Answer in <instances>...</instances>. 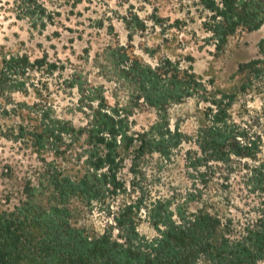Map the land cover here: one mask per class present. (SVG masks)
<instances>
[{"label":"rangeland","instance_id":"374dc122","mask_svg":"<svg viewBox=\"0 0 264 264\" xmlns=\"http://www.w3.org/2000/svg\"><path fill=\"white\" fill-rule=\"evenodd\" d=\"M42 1L53 11L52 21L45 27H32L30 19L18 16L14 0H0V61L4 54L43 60L38 70L25 74L23 88L0 94V202L15 182L43 176L44 167L71 176L83 169L84 157L78 159L80 150L87 148L83 138L72 141L65 137L41 150L28 136L18 138L19 126L26 131L32 128L36 110L45 109L79 127L85 123L82 111L88 112V106L96 104L89 100V93L100 90L107 105L131 111L133 131L146 129L155 121L156 112L144 99L136 98L133 72L126 75V65L138 61L154 67L169 59L184 67L191 65L206 89L201 97H186L168 107L169 127H178L187 138L168 158L155 152L138 156L132 165L129 151L117 172L121 187L110 189L102 200L91 204L72 198L70 219L90 232H99L112 223V213L121 204L140 200L148 205L165 198L190 210L205 203L222 218L244 221L255 199L246 185L245 167L255 161L233 158L227 163L202 161L193 167L194 156L199 155L194 139L208 101L215 95H232L230 119L239 131L244 129L252 139L260 140L264 152V24L252 31H237L222 51H216L201 27L198 12H193V20L187 19L178 0ZM134 14L144 27L129 30L125 21H131ZM257 58L262 71L252 80L241 66ZM48 63L57 68L50 72ZM140 213L138 230L152 237L155 230L143 209ZM253 264H264V260Z\"/></svg>","mask_w":264,"mask_h":264},{"label":"trees","instance_id":"16d2710c","mask_svg":"<svg viewBox=\"0 0 264 264\" xmlns=\"http://www.w3.org/2000/svg\"><path fill=\"white\" fill-rule=\"evenodd\" d=\"M14 1L18 16L30 19L32 27H45L52 21L54 13L42 0ZM178 1L187 19L193 20V12H198L201 27L216 51H222L237 31H252L264 24V0ZM125 22L129 30L144 27L137 14ZM260 60L241 66L252 80L261 74ZM134 62L126 65L125 73L133 72L136 98L144 99L156 112L155 121L146 129L133 131L131 111L107 105L100 90L89 93V100L96 104L89 105L88 112L82 111V126L53 117L45 109L36 110L37 119L29 131L19 126L18 138L28 136L38 150L65 137L72 141L83 138L87 148L78 155V159H84L77 175L44 167L43 176L15 182L2 195L0 264H253L264 260V152L260 140L252 139L244 129L239 131L230 119L232 95L213 96L202 111L194 139L199 155L194 156L192 166L202 161L227 163L233 158L255 161L245 167L246 185L252 188L255 199L244 221L234 223L231 218H222L205 203L190 210L165 198L148 205L140 200L121 204L112 213V223L99 232H90L71 221L72 198L91 204L102 200L110 189L121 187L117 172L129 151L132 165L138 156L155 152L170 157L187 137L178 127H169V105L186 97H201L200 93L206 91L191 65L184 67L169 59L154 67ZM42 65L43 60L31 61L24 54L2 55L0 94L23 88L25 74ZM47 65L50 72L57 68L54 63ZM9 81L18 83L9 86ZM142 209L155 230L152 237L138 230Z\"/></svg>","mask_w":264,"mask_h":264}]
</instances>
